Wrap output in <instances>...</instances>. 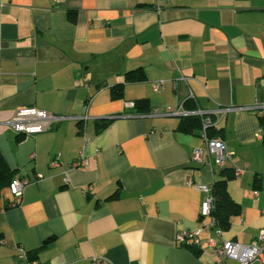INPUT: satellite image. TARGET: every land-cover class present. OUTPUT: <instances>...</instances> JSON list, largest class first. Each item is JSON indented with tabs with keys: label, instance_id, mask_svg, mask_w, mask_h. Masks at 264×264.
Here are the masks:
<instances>
[{
	"label": "crops",
	"instance_id": "0c3cea01",
	"mask_svg": "<svg viewBox=\"0 0 264 264\" xmlns=\"http://www.w3.org/2000/svg\"><path fill=\"white\" fill-rule=\"evenodd\" d=\"M255 104L264 0H0V154L33 180L17 206L1 190L0 264H218L211 240L249 245L264 229V109L211 116L222 169L190 160L199 118L151 113ZM22 108L69 119L25 136L6 126ZM225 178L237 206L223 226L187 183ZM196 230L198 247L176 242Z\"/></svg>",
	"mask_w": 264,
	"mask_h": 264
},
{
	"label": "built area",
	"instance_id": "2783aa9c",
	"mask_svg": "<svg viewBox=\"0 0 264 264\" xmlns=\"http://www.w3.org/2000/svg\"><path fill=\"white\" fill-rule=\"evenodd\" d=\"M163 88V82L158 81L153 83L152 89L157 92ZM129 107H132L129 104ZM264 109V105L255 104L248 107H234L226 109H218L211 111L195 110L192 112H173L169 108L160 111L153 110L152 116H171L181 115L185 117H197L201 122V137L204 142L203 148H196L191 153V162L197 165H211L210 161L219 168L222 169L228 160L232 159V154L227 151L225 144L217 139L210 138L208 131L213 128L214 124L211 121V116L218 117L219 115L227 114L233 111H261ZM219 114V115H218ZM261 114V113H259ZM86 117L76 118L77 121H84ZM69 118L61 115H53L44 111L36 110L33 108H22L10 116L6 122V126L17 134L25 136H35L51 130V128L62 121ZM207 158L209 161L206 162ZM60 160L55 158L52 160L50 166L52 168L59 167ZM87 165V159L83 153L80 152L78 160L72 164V168H78ZM234 177L238 178L242 175V170L233 168ZM40 177V176H38ZM33 180L27 177L16 176L9 184V191L14 198V206L21 203L25 188ZM193 186L197 191L205 194V198L200 206L199 214L201 218L209 217L214 209L215 199L212 195V186L203 184H193L191 181L187 183ZM257 195V193H255ZM242 222V220H241ZM216 221L213 220L215 225ZM222 234L221 229L216 231L217 237ZM200 230L196 231H181L176 235V242L179 245L186 247H198L199 246ZM1 242V240H0ZM209 247L211 248L213 255L218 260V264H226L227 261H232L236 264H264V229L259 231L255 240L249 245H241L233 241H223L220 246H216L213 240L210 241ZM90 264H109L104 260L93 258ZM139 264V263H135Z\"/></svg>",
	"mask_w": 264,
	"mask_h": 264
},
{
	"label": "trees",
	"instance_id": "16d2710c",
	"mask_svg": "<svg viewBox=\"0 0 264 264\" xmlns=\"http://www.w3.org/2000/svg\"><path fill=\"white\" fill-rule=\"evenodd\" d=\"M129 78V77H128ZM143 109V106L139 103L135 104L134 110L135 113H140V111ZM264 119V114L262 116ZM195 125L197 127H200L199 120L195 119ZM103 128V124L100 126ZM14 171L10 170L1 154H0V197H1V190L4 187H9L10 182L12 181L14 177ZM234 177V174L233 176ZM227 178L222 180H217L212 185V195L214 196L215 203H214V209L211 212V215L214 216L223 226L228 224V219L231 216L230 213H232L233 210L236 209V204H234L233 201L228 196L226 185H227ZM28 262H33L35 260L34 254H28Z\"/></svg>",
	"mask_w": 264,
	"mask_h": 264
},
{
	"label": "rangeland",
	"instance_id": "374dc122",
	"mask_svg": "<svg viewBox=\"0 0 264 264\" xmlns=\"http://www.w3.org/2000/svg\"><path fill=\"white\" fill-rule=\"evenodd\" d=\"M229 264H231V263H229Z\"/></svg>",
	"mask_w": 264,
	"mask_h": 264
}]
</instances>
